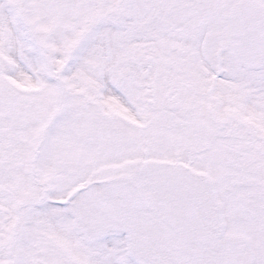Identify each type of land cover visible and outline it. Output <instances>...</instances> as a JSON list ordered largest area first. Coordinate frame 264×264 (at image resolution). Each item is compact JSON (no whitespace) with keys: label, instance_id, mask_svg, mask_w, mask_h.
I'll return each mask as SVG.
<instances>
[{"label":"snow or ice","instance_id":"obj_1","mask_svg":"<svg viewBox=\"0 0 264 264\" xmlns=\"http://www.w3.org/2000/svg\"><path fill=\"white\" fill-rule=\"evenodd\" d=\"M0 264H264V0H0Z\"/></svg>","mask_w":264,"mask_h":264}]
</instances>
